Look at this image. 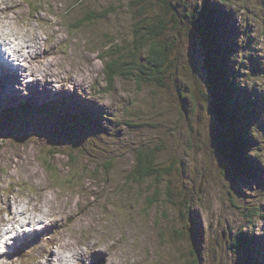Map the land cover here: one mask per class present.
Listing matches in <instances>:
<instances>
[{
    "label": "rangeland",
    "instance_id": "1",
    "mask_svg": "<svg viewBox=\"0 0 264 264\" xmlns=\"http://www.w3.org/2000/svg\"><path fill=\"white\" fill-rule=\"evenodd\" d=\"M165 1L164 10L161 0H0V35L9 33L1 43L32 53L9 57L13 71L23 68L7 76L23 80L13 97L0 79V230L6 216L10 224L20 213L15 232L39 235L25 247L27 260L3 253L0 264H264V0H208L233 15L224 19L227 41H234L231 29L239 33L230 74H240L249 175L218 154L205 53L189 25L203 0ZM157 15L170 29L160 42L173 47L160 86L137 82L136 73L107 84L104 60H128L134 25L156 24ZM42 94L59 99L45 105ZM33 99L35 111H9ZM83 112L94 120L66 123L64 115ZM140 150L154 153L159 177L134 184L129 174ZM238 236L250 245H238ZM68 242L86 257L72 256Z\"/></svg>",
    "mask_w": 264,
    "mask_h": 264
},
{
    "label": "trees",
    "instance_id": "2",
    "mask_svg": "<svg viewBox=\"0 0 264 264\" xmlns=\"http://www.w3.org/2000/svg\"><path fill=\"white\" fill-rule=\"evenodd\" d=\"M204 1L207 4H204ZM167 2L161 0L164 10L170 6V3L168 4ZM219 2L225 4L226 0H219ZM240 7L245 8L244 5ZM213 14L216 18L213 17ZM232 16L231 12L221 8V6L208 5V0H203V6L191 15L189 25H192L191 27L193 28L190 32L197 36L202 49L206 52L204 58V62H207L205 67L206 89L209 90V95L212 96L211 104H209V113H212L214 119L221 127V133H218L215 139L217 147H219L218 154L225 161H229V167L234 169L236 173L249 175L251 174L254 161L246 157L245 154L249 152L251 140L248 139L247 132L241 127L239 113L237 112L241 107L242 96L241 85L238 81L240 74H235L233 70L232 74H230V66L235 61L232 57H237V37L239 33L238 30H230V32L234 33V41H227L225 35L227 27L224 19H231ZM82 20L84 21L85 19ZM153 20L157 23L145 22L149 23V25L145 23H136L134 25V35L131 36L130 45L132 52L128 60L124 61L119 56L114 57V54L109 55L104 60L103 76L107 84H113L118 76L123 75L125 78H129L133 76V73L137 74V82L141 83L158 84L165 78V72H168L169 65H171L173 47L169 43H161L159 38L165 30H170L168 28L169 22H162L160 15H157L156 18L153 17ZM83 21H79L81 24L77 26L78 28L83 27ZM223 28L225 29L224 32L221 31ZM220 39L227 42L221 45ZM142 52H146L147 56L143 60H138ZM233 69L238 72L234 65ZM85 115L87 113L83 112L82 116ZM153 155L152 151H139L135 166L129 174L131 182L134 184L143 183L145 179L151 178V176L154 179L159 177V172L155 171L154 168ZM93 159L94 161L97 160L95 157ZM45 161H41L45 170L52 173L51 175H57L58 170L55 171L51 161H47V163ZM74 165L75 169L79 166V164ZM95 168L98 169L99 167ZM70 171H74V168H70ZM236 239V243L241 246H248L251 243L249 238L242 236H238ZM252 262L251 259L248 260V264ZM191 264H197L196 259Z\"/></svg>",
    "mask_w": 264,
    "mask_h": 264
},
{
    "label": "bare ground",
    "instance_id": "3",
    "mask_svg": "<svg viewBox=\"0 0 264 264\" xmlns=\"http://www.w3.org/2000/svg\"><path fill=\"white\" fill-rule=\"evenodd\" d=\"M2 31L6 34V36L4 37V36H1V35H0V39H1L2 41H3V40H6V41H7V36L9 35V33H6V32L3 30V28H2ZM10 33H11V32H10ZM2 41H1V42H2ZM1 42H0V43H1ZM3 44H4L5 46H7L8 48L10 47L9 45H6L4 42H3ZM31 54H32V53L28 52V53H26V54L18 55L17 52H11L12 57H14V59H16V60H18V61H20V60H22V61L27 60V58H29V57L32 58V57H31ZM12 62H13V61H12ZM2 63H7V60L1 58V56H0V68H6V69H7V71H6V73H5L6 76H0V79L2 80V82H1L2 86L4 87V89H6L7 84H6L5 81H9V82L11 83V86H13V87L16 88V86H15L16 82L14 81V79H9L7 76L9 75V73L11 74V77H13L15 73L19 75V74H21L20 71H22L23 68H17V70H19V72H17V71H13V70H12V68H14V67H12L11 65H9V66L4 65V64L2 65ZM2 66H3V67H2ZM18 67H19V66H18ZM0 72H1V74H2V71H1V70H0ZM23 78H24V77H23ZM10 88H11V87H8V89H7L8 93L5 94V95L9 96L11 93L15 92L12 88H11V90H13V91H11ZM10 96H12V95H10ZM17 205H19V204H17ZM23 211H24V210H23ZM16 214H17V213H16ZM8 221H9V220H8ZM11 221H13V220H11ZM14 223H15V222H14ZM13 226H14V224H13ZM2 236H3V235H1V237H2ZM1 237H0V238H1ZM70 251H71V250H70ZM66 263H68V262H66Z\"/></svg>",
    "mask_w": 264,
    "mask_h": 264
}]
</instances>
